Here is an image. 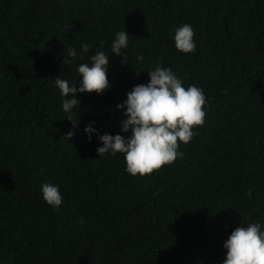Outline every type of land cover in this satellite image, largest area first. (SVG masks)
Wrapping results in <instances>:
<instances>
[{
  "label": "trees",
  "instance_id": "obj_1",
  "mask_svg": "<svg viewBox=\"0 0 264 264\" xmlns=\"http://www.w3.org/2000/svg\"><path fill=\"white\" fill-rule=\"evenodd\" d=\"M185 23L190 54L171 39ZM124 30L127 64L110 50ZM99 50L110 87L77 94L69 121L54 79L76 83ZM157 64L203 89L206 116L182 156L133 177L84 129L120 133L116 105ZM248 223L264 227V0H0V264H222Z\"/></svg>",
  "mask_w": 264,
  "mask_h": 264
},
{
  "label": "clouds",
  "instance_id": "obj_2",
  "mask_svg": "<svg viewBox=\"0 0 264 264\" xmlns=\"http://www.w3.org/2000/svg\"><path fill=\"white\" fill-rule=\"evenodd\" d=\"M194 35L193 26L189 23L176 27L171 37L176 50L183 54L193 53L196 49ZM128 44L126 30L117 32L111 43L112 55L120 57L122 64H127L122 50L127 49ZM90 47L88 43H82L81 53H88ZM67 54L70 57L78 55L75 48H69ZM109 60L110 56L105 51H96L89 57V62L78 65L76 83L70 84L61 76L54 79L55 86L64 97L61 109L69 115V121L79 101L77 94L102 95L109 89ZM147 74L148 83L133 86L126 99L116 105L123 117L120 128L123 135L100 134L94 127V121L84 129L89 142L96 135L102 145L96 149L99 157L122 154L124 171L133 177L150 175L182 156L178 151L180 144L186 145L192 140L194 129L204 123L206 116L203 110L206 98L202 88L195 84L185 87L170 67L159 64ZM74 135L75 132L71 131L65 137L70 140ZM41 192L49 206L55 209L61 206L63 195L57 185L43 183ZM223 249L226 256L222 264H264V227L260 223L240 224L223 242Z\"/></svg>",
  "mask_w": 264,
  "mask_h": 264
}]
</instances>
